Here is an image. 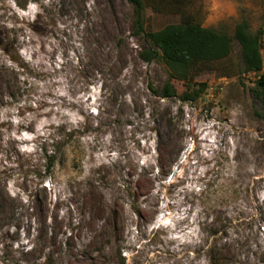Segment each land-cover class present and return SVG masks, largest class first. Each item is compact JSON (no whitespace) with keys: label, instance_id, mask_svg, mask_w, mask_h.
I'll use <instances>...</instances> for the list:
<instances>
[{"label":"rangeland","instance_id":"1","mask_svg":"<svg viewBox=\"0 0 264 264\" xmlns=\"http://www.w3.org/2000/svg\"><path fill=\"white\" fill-rule=\"evenodd\" d=\"M17 1L0 0V264H264V124L237 43L190 74L199 99L175 79L162 98L168 71L139 58L126 0ZM185 9L229 36L261 29L264 71V0Z\"/></svg>","mask_w":264,"mask_h":264},{"label":"trees","instance_id":"2","mask_svg":"<svg viewBox=\"0 0 264 264\" xmlns=\"http://www.w3.org/2000/svg\"><path fill=\"white\" fill-rule=\"evenodd\" d=\"M192 0H126L131 6L132 19L130 30L133 36L142 35L147 47L138 53L144 62L154 59L160 60L168 71V79L162 87L159 95L162 98L176 95L170 79L185 83V88L180 94V100L194 102L203 91L205 84H200L195 89L189 80L190 74H196L201 65L211 62L226 60L232 48V41L239 47L242 68L245 73L255 76L252 93L260 102L258 117L264 124V71L263 56L261 52L263 32L261 29L252 31L246 20L236 23L232 36L216 31L212 28L203 27L197 21L194 14L185 8ZM16 5L24 8L25 4L15 0ZM149 6L157 13L177 14L180 16L179 23L167 24L156 31H145L144 10ZM60 141L54 142L53 149L44 150L45 164L42 172L45 174L52 170L55 163H62L63 148L72 139L71 131H63ZM59 155L58 160L57 156ZM40 171V170H38ZM42 178V174H36ZM45 185L43 179L40 182ZM222 257L210 258L209 264H221Z\"/></svg>","mask_w":264,"mask_h":264}]
</instances>
